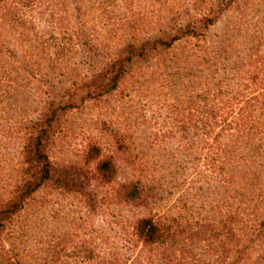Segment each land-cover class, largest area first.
<instances>
[{
	"label": "rangeland",
	"instance_id": "obj_1",
	"mask_svg": "<svg viewBox=\"0 0 264 264\" xmlns=\"http://www.w3.org/2000/svg\"><path fill=\"white\" fill-rule=\"evenodd\" d=\"M66 1L81 4L80 17L72 7L66 10ZM194 1L34 0V8L26 10H32L35 30L31 28L19 37L16 31L0 28V41L18 53L40 44L26 67L29 73L38 75V82L33 78L16 79L10 64H0V203L8 199L18 181L22 134L28 121L37 116L38 99L43 97L40 89H46L49 80L56 84L65 80L67 85L73 69L87 74L84 71L90 67L80 50L66 52L57 59L51 48L41 45L52 38L69 44L78 16L87 32L96 35L94 44L101 46L103 55L114 53L128 42L129 35L147 37L167 31L177 13L195 18L199 14ZM40 4L49 5L44 18L38 15ZM50 9L56 19L64 21L62 27L52 28L53 23L48 21ZM31 12L26 13L28 19ZM183 19L178 25L188 21ZM206 39L208 43L194 39L176 43L165 56L171 57L165 64L172 61L166 68L139 64L138 76L130 78L123 94L111 97L101 110L89 104L73 109L56 134L49 156L57 163L80 160L89 140L98 143L105 154H113L112 139H121L124 149L116 156L117 179L144 184L147 205H110L89 214L79 197L43 187L3 228L0 264L6 263L1 260L2 251L17 264H95L93 251L109 258L116 249L132 257L136 249L128 224L142 216L175 217L192 227L195 222L218 224L225 215L221 161L235 162L228 166L230 173L238 176L239 171L248 177V184L253 183L246 189L249 199L255 201L252 207L258 213L264 211L263 159L244 147L235 131L220 135V149L214 143L212 153L208 148L204 127L208 86L203 85L204 79L212 78L209 68L215 65L219 68L217 77L225 78L227 83L224 97L245 98L254 93L244 87L240 79L243 72L231 68L241 65L247 53L264 63V0L234 3L209 29ZM215 51H224V57L216 55L211 60ZM220 63L226 65V74L220 71ZM4 70L6 73L1 74ZM262 111L252 113L251 122L257 126L263 124ZM245 126L252 129L250 123ZM194 252L212 263L208 256L199 255L198 249Z\"/></svg>",
	"mask_w": 264,
	"mask_h": 264
},
{
	"label": "trees",
	"instance_id": "obj_2",
	"mask_svg": "<svg viewBox=\"0 0 264 264\" xmlns=\"http://www.w3.org/2000/svg\"><path fill=\"white\" fill-rule=\"evenodd\" d=\"M238 1L195 0L193 7L199 14L195 18L186 13H177L173 17V25L167 31L147 37L129 35L126 44L106 55H103L100 45L94 44L96 35L88 33L85 22L79 18L81 4L64 2L66 10L70 6L79 15L70 32L69 44L59 43L52 38L41 47L51 48L57 59L64 57L66 52L80 50L90 67L84 71L87 74H79V71L73 69L67 85L65 80H59L57 84L49 80L46 89H40L43 97L38 99L37 116L28 121L22 134V167L18 181L8 199L0 203V235L6 223L22 211L33 195L43 187L79 197L89 214L100 212L103 207L110 205L132 204L145 207L148 200L145 185L138 180L121 182L117 179L116 156L124 149L121 139H112L113 154H105L98 143L89 140L80 160L57 163L49 156L55 145L56 134L62 129L66 115L73 109L89 104L94 109L101 110L111 97L117 93L123 94L130 78L138 76L139 69L136 70V67L139 64L166 68L172 61L165 64L167 60H171V57L165 59V56L174 49L176 43L189 39L208 43L206 38L209 29ZM34 6V0H0V28L8 32L16 31L19 37H24L31 28L35 30L32 10H26ZM38 6V15L44 18V11L49 5ZM28 11L31 12L30 19L27 18ZM49 13L48 21L53 23L52 28L64 25V21L56 19L51 9ZM181 19L188 21L184 25H178ZM39 48L38 42L31 47V52L21 49V53H18L0 41V64H10L16 79L27 81L33 78L38 82V75L29 73L26 67L30 56ZM223 54L224 51H215L211 60L214 61L216 55L224 57ZM245 57L241 65L231 68L234 72L242 71L240 79L245 82L244 87L254 91L245 98L239 95L224 97L227 96L223 95L224 86H227L225 78L217 77L219 68L214 67L215 65L209 68L212 78L204 79L203 84L208 86V93L204 98L205 134L212 153L216 147H212L211 143L220 149V135L235 131L236 135L241 136L244 147L254 151L255 156L264 161V121L260 126L251 122L254 111H264V63L252 53H247ZM97 65H101L100 69ZM5 71L1 74H5ZM220 71L226 74V65L220 63ZM62 84L61 89H56ZM263 111L261 114H264ZM246 123H250L252 129L243 127ZM234 163L230 160L221 161L225 215L218 224L195 222L192 227L175 217H138L128 224V234L133 239L135 254L132 257L121 255L116 249L109 258H105L93 251L91 254L92 257L96 256L95 264H264V211L258 213L252 207V202L255 201L249 199L246 189L253 183L248 184V177L239 171L238 176L230 173L228 166ZM201 242L204 244H200ZM195 248L199 250V255L208 256L212 263L196 256ZM8 257V252L2 251L1 260H5V264H17L11 263Z\"/></svg>",
	"mask_w": 264,
	"mask_h": 264
}]
</instances>
